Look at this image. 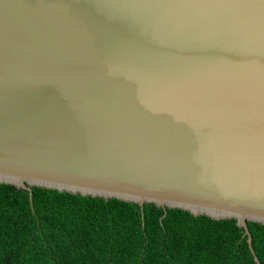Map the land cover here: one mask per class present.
Instances as JSON below:
<instances>
[{
  "label": "water",
  "instance_id": "1",
  "mask_svg": "<svg viewBox=\"0 0 264 264\" xmlns=\"http://www.w3.org/2000/svg\"><path fill=\"white\" fill-rule=\"evenodd\" d=\"M0 184L264 226V0H0Z\"/></svg>",
  "mask_w": 264,
  "mask_h": 264
},
{
  "label": "trees",
  "instance_id": "2",
  "mask_svg": "<svg viewBox=\"0 0 264 264\" xmlns=\"http://www.w3.org/2000/svg\"><path fill=\"white\" fill-rule=\"evenodd\" d=\"M264 264V226L247 222ZM236 220L0 184V264H256Z\"/></svg>",
  "mask_w": 264,
  "mask_h": 264
}]
</instances>
